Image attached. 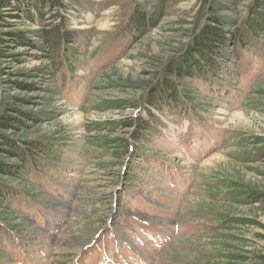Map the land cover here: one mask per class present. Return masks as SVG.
Returning a JSON list of instances; mask_svg holds the SVG:
<instances>
[{"label":"rangeland","instance_id":"rangeland-1","mask_svg":"<svg viewBox=\"0 0 264 264\" xmlns=\"http://www.w3.org/2000/svg\"><path fill=\"white\" fill-rule=\"evenodd\" d=\"M60 1L0 0V161L60 155L2 177L0 264H264L261 0Z\"/></svg>","mask_w":264,"mask_h":264},{"label":"trees","instance_id":"trees-1","mask_svg":"<svg viewBox=\"0 0 264 264\" xmlns=\"http://www.w3.org/2000/svg\"><path fill=\"white\" fill-rule=\"evenodd\" d=\"M262 3V7L264 8V0H261ZM36 3L39 5L38 7V13H42L43 9L42 6H47L49 4H54V6H62V3L60 0H36ZM209 32V31H208ZM206 33L204 35H208L209 33ZM43 39L45 41V43H48V45H50L55 51L62 48L63 44H65V42H67L66 40V36H64V34L61 33V30L59 27H54L52 28L50 31H46L43 34ZM206 45V42L203 41ZM70 43V42H69ZM71 44V43H70ZM69 44V45H70ZM192 56V55H191ZM197 58H200V56H195V57H189L185 59V61H183V63L177 67L174 68V70L172 72H182V70H186L188 67H190V65L192 64V66L194 65V61L197 60ZM203 58V56H202ZM66 59V58H65ZM201 59V58H200ZM212 61V60H211ZM64 61H62L63 63ZM62 63L58 62L56 64H54V69H53V74L56 73L57 70L61 69L62 67ZM171 69V68H170ZM192 75V73H190ZM167 90V91H166ZM174 88L171 87L169 84L165 85L163 88H157L156 92H154L155 94H160L161 98L163 100L165 99H171L172 97L176 96V93L173 92ZM175 94V95H173ZM155 104V103H154ZM157 106V105H156ZM19 112V111H18ZM24 113V112H22ZM5 118V117H4ZM10 118V117H8ZM31 118H35L34 116ZM7 121V118H5ZM14 121L18 122V119H14ZM6 121L2 122V124H4ZM8 122V121H7ZM136 130L139 128H142V123H136L135 124ZM9 142V141H8ZM10 146V157L14 158L18 163H5L0 161V206L2 205V203L4 205H7L8 200H11L12 197H14L15 195H19V192H17V188L11 187L10 184L2 182V177H9L12 178V180H14L15 178L19 177L20 174H24V172H31V178L34 175L32 173L33 169L39 168L43 162L45 160H39L40 159V155L44 158H47L49 160L47 161H54V162H58L60 155H56V153L53 150V147H51L49 144H43L41 142L40 143H33L32 146L28 149L25 150L24 147H21L16 143H9ZM130 147V145H129ZM130 151V148H129ZM131 151H135V148H133ZM59 172V170H58ZM38 173H42V172H38ZM42 176V174H41ZM47 177L49 178V180L51 181V179H53L52 181L57 182L59 180H57L56 178H53L51 175H49L47 173ZM39 180H33V179H29L31 180V184L35 187V186H43V189H41V187H36L38 191H42L44 190V186L45 185V180L43 177H39ZM50 185V184H49ZM74 188V186H73ZM73 188L69 189V192L71 193L73 191ZM125 190V187H124ZM28 193V192H26ZM30 195V194H28ZM3 200V201H2ZM48 205V204H47ZM25 206H34L37 209L39 208H45V203L44 201L39 202V200L35 199L33 196H31V201L28 202ZM24 210V209H23ZM2 220V219H1ZM148 222V221H147ZM3 227H7L5 224L1 223L0 224V228Z\"/></svg>","mask_w":264,"mask_h":264}]
</instances>
